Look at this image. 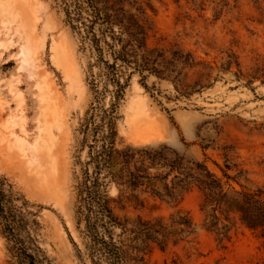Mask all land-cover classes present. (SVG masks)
Instances as JSON below:
<instances>
[{
	"label": "rangeland",
	"instance_id": "374dc122",
	"mask_svg": "<svg viewBox=\"0 0 264 264\" xmlns=\"http://www.w3.org/2000/svg\"><path fill=\"white\" fill-rule=\"evenodd\" d=\"M146 9L150 47L177 45L212 66L208 86L179 96L174 84L155 76L149 88L136 75L119 109L117 145L166 144L188 157L205 153L223 162L225 145L247 170L241 181L264 185V8L253 0H130ZM89 50L65 21L57 0H0V174L40 227L38 243L53 264H90L76 254L70 235L84 248L75 221L77 128L91 102L86 80ZM231 54L233 63L225 69ZM202 66L191 69L193 83ZM109 99L107 98L106 102ZM147 115L138 129L135 116ZM140 129H142L140 131ZM143 131V133H142ZM142 134V136H141ZM209 145L207 149L202 146ZM114 213L128 226L142 217L190 212L200 223L201 196L177 201L141 193L142 202L119 198ZM25 204V205H24ZM127 264H260L261 241L237 223L228 236L201 227L189 241L137 251L121 237ZM0 264H16L0 227Z\"/></svg>",
	"mask_w": 264,
	"mask_h": 264
},
{
	"label": "trees",
	"instance_id": "16d2710c",
	"mask_svg": "<svg viewBox=\"0 0 264 264\" xmlns=\"http://www.w3.org/2000/svg\"><path fill=\"white\" fill-rule=\"evenodd\" d=\"M57 1L66 23L90 53L86 80L92 98L77 128L74 184L76 228L84 248L70 235L79 259L90 264H127L124 235L134 250L141 251L151 243L165 248L189 241L199 227L228 236L238 222L255 233L264 250V185L248 187L241 181L248 180L247 170L235 161L231 145L222 147V163L206 153L203 159L188 157L166 144L117 145L119 109L136 75L146 89L147 79L155 76L171 81L179 96L189 97L208 86L204 80L209 82L212 66L177 45L150 47L151 21L144 7L133 9L136 2ZM253 1L264 8V0ZM229 56L225 69L233 63L239 66L235 54ZM202 65L208 70L199 71L193 83L187 82L189 70ZM7 186H11L8 179L0 174V227L12 245L16 264H53L36 237L37 213L19 206V198ZM113 186L119 198L138 202L144 192L177 201L197 190L202 220L198 223L190 212L179 210L168 219L137 217L128 226L114 213Z\"/></svg>",
	"mask_w": 264,
	"mask_h": 264
},
{
	"label": "bare ground",
	"instance_id": "6f19581e",
	"mask_svg": "<svg viewBox=\"0 0 264 264\" xmlns=\"http://www.w3.org/2000/svg\"><path fill=\"white\" fill-rule=\"evenodd\" d=\"M147 119L148 118H147V115L145 113L142 114L141 116H135V118L133 120H134V125H135L136 129H138L142 124L148 122ZM141 130L142 129H140V131ZM142 133H143V131H142ZM141 136H142V134H141Z\"/></svg>",
	"mask_w": 264,
	"mask_h": 264
}]
</instances>
